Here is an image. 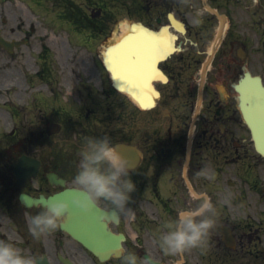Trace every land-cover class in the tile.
<instances>
[{
	"label": "flooded vegetation",
	"instance_id": "flooded-vegetation-1",
	"mask_svg": "<svg viewBox=\"0 0 264 264\" xmlns=\"http://www.w3.org/2000/svg\"><path fill=\"white\" fill-rule=\"evenodd\" d=\"M13 1L0 0V100L11 108V120L18 123L22 117L29 124V145L25 147L15 128L5 143L0 138V240L35 257L37 264H121L128 253L140 261L147 254L160 264H175L179 254H166L159 245L163 226L206 195L216 209L207 247H229V242L232 247H264V156L262 148L258 151L260 141H252L243 123L236 92L247 72L264 87V0H131L129 14H139L152 34L143 28V47L151 41L157 54L165 55L158 67L167 82L156 80L154 87L159 108L172 105L171 120H176L165 131L151 132L145 118L132 128L137 117L126 110L114 114L115 107L130 103L116 100L100 57L99 43L115 24V0H20L27 11L36 6L43 19H32L29 11L19 19ZM148 55L143 51L144 61ZM204 64L186 168L199 195L195 197L182 166ZM212 76L220 81H211ZM181 87L187 97L174 102ZM51 123L60 125L58 133L48 134ZM86 137H109L114 146L126 143L141 151L138 166L130 172L136 185L131 203L116 221L104 219L111 232L125 237L124 252L104 261L60 227L34 238L31 217L43 208L21 204L13 173L18 159L27 154L40 164L36 179L23 192L32 197L54 193L60 187L51 185V172L64 181L62 187L82 188L74 177ZM95 204L110 214L108 203ZM219 226L229 228L231 241L217 231ZM131 233L136 234L132 242Z\"/></svg>",
	"mask_w": 264,
	"mask_h": 264
},
{
	"label": "clouds",
	"instance_id": "clouds-1",
	"mask_svg": "<svg viewBox=\"0 0 264 264\" xmlns=\"http://www.w3.org/2000/svg\"><path fill=\"white\" fill-rule=\"evenodd\" d=\"M74 183L83 189L70 201H54L31 217L30 233L39 239L54 232L73 208L88 211L96 201L110 205L116 216L124 212L136 191L130 163L118 152L109 137H86L80 153ZM54 199V198H53ZM216 209L208 196L200 198L194 207L180 211L174 221L165 223L159 238L161 249L169 255L184 253L200 247L215 227ZM0 264H37L35 257L25 254L6 240H0ZM121 264H149L140 261L134 253L122 257Z\"/></svg>",
	"mask_w": 264,
	"mask_h": 264
},
{
	"label": "rangeland",
	"instance_id": "rangeland-1",
	"mask_svg": "<svg viewBox=\"0 0 264 264\" xmlns=\"http://www.w3.org/2000/svg\"><path fill=\"white\" fill-rule=\"evenodd\" d=\"M127 2L130 3V0H115V3H114L116 5V12H115L116 28L114 30L116 37H120L121 35L124 34L123 33L124 29H122V27L124 25H127V22L129 20L135 19L132 16H130L129 14H127L128 13L127 8L129 7V5L127 6ZM21 4H23V2L20 0H15L11 3V5H13L12 9L14 10L13 14H15L16 16H19V19L21 17L20 15H24L25 12H28V11H29V13L31 12V18L32 19H34V18L41 19L36 14V10H37L36 6L35 7L31 6V8H32L31 11L29 9L27 11L26 9L22 8L23 6H21ZM3 16L6 17L4 14H3ZM106 44H103L104 47ZM85 61H86V59H84V62ZM212 78L213 79L211 81H214V80H217L218 82L220 81L219 80L220 77L215 78L214 76H212ZM4 114H5V116L0 117V128L3 126V131H5L4 130L5 127L7 128L8 126H11L12 124L15 123V122L10 121L11 118L7 115V113H4ZM140 116H144L146 118L145 122H146L148 132H151V131L157 130V129H162L163 126L167 125V122H170V120L165 118L164 123L160 124V126H157L159 121H161L160 119H163L159 112H153L152 111V112L146 113V115L145 114H143V115L138 114V117H140ZM18 120H19V123H16V125L19 127L20 130H23L24 135L26 136L27 132L29 131V124L24 122V119L22 117H20ZM6 121H8V122L6 123ZM157 121H158V123H156ZM155 126H157V127H155ZM162 131H163V129H162ZM197 249H199V248H196L195 250L193 249V250L185 251V257L188 260V263L200 264L198 254H197V252H198ZM243 250L244 251H242L240 248H236L235 251H228L226 254V257L223 256L222 259H225L226 264H264V253L262 252L261 247H245ZM257 250L261 251V254L258 256V259H255L254 257L249 256L247 254V252H251V251L255 254ZM245 251H247V252H245ZM212 254H213V251L207 253L208 259H210V256H211V259H213V260H211V264L215 262ZM218 258L219 257H217V259Z\"/></svg>",
	"mask_w": 264,
	"mask_h": 264
},
{
	"label": "water",
	"instance_id": "water-1",
	"mask_svg": "<svg viewBox=\"0 0 264 264\" xmlns=\"http://www.w3.org/2000/svg\"><path fill=\"white\" fill-rule=\"evenodd\" d=\"M138 46H140V43H138ZM130 52H134L133 55L137 58V55L140 56V51L139 48H131ZM129 65V61L127 63ZM135 75V74H133ZM143 83V80L141 81ZM252 83V82H249ZM257 89V91H259V89L257 88V84L253 83ZM133 92H135L133 95L140 97L137 93V91L135 89H132ZM140 101V105L143 108V99L142 98H137ZM250 102L252 101V96L249 97ZM260 101V106L264 108V101L262 99H256ZM244 116L245 119L249 122V125L252 127V118H253V111L250 108H247V112H244ZM77 192L74 191H65L62 193H59L57 195L54 196V199L50 200V203L54 202V201H68L70 200V196H76ZM44 204H48V203H44ZM91 250L93 251H97V247H89Z\"/></svg>",
	"mask_w": 264,
	"mask_h": 264
},
{
	"label": "bare ground",
	"instance_id": "bare-ground-1",
	"mask_svg": "<svg viewBox=\"0 0 264 264\" xmlns=\"http://www.w3.org/2000/svg\"><path fill=\"white\" fill-rule=\"evenodd\" d=\"M133 31H130L129 32V34H131ZM128 33V30H126V34ZM134 36H137L136 35V33H134ZM135 42H137L136 40H134L133 41V44L135 43ZM132 44V45H133ZM129 45H130V43H129ZM118 51L120 52V54H123V52H124V49L123 48H119L118 49ZM115 54H117V52L116 51H114V50H112L111 52H110V56H111V59H110V61H109V63L111 64V66L114 68L115 67V69H114V71L116 72V73H119L121 76H122V74H126V75H128V68H127V66H124V55H122L123 56V58H122V60H120L119 59V65L117 66V64H116V57H115ZM119 67V68H118ZM121 67V68H120ZM148 67H149V65H148ZM149 71V70H148ZM143 92V91H142ZM145 96L146 97H149L150 95L149 94H145Z\"/></svg>",
	"mask_w": 264,
	"mask_h": 264
}]
</instances>
